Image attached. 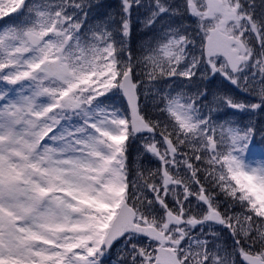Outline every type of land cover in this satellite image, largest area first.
<instances>
[{
	"label": "snow or ice",
	"instance_id": "1",
	"mask_svg": "<svg viewBox=\"0 0 264 264\" xmlns=\"http://www.w3.org/2000/svg\"><path fill=\"white\" fill-rule=\"evenodd\" d=\"M93 7L0 0V264H264V124L229 116L264 115V0ZM141 9L159 35L137 56ZM137 141L158 167L130 160Z\"/></svg>",
	"mask_w": 264,
	"mask_h": 264
},
{
	"label": "trees",
	"instance_id": "2",
	"mask_svg": "<svg viewBox=\"0 0 264 264\" xmlns=\"http://www.w3.org/2000/svg\"><path fill=\"white\" fill-rule=\"evenodd\" d=\"M91 2L93 3L94 7L89 11L88 22L90 24L99 23L102 20L106 19L107 16L109 15L114 16L119 11L120 0H91ZM256 4H257V11H259L260 0H256ZM143 13L144 10L141 9L140 13H135L133 17L134 26H133V34L131 37L130 46L133 50L134 55L137 56L141 54L142 47L147 42L153 40L156 36L159 35V26L156 31H151L144 28L141 22L144 18ZM4 19L7 20L8 18L5 17ZM169 22L170 21H165V23H169ZM183 23L185 24V26L189 27L190 29L195 28L194 20L191 18H185ZM197 44H199V40L197 41ZM193 79L195 81V78ZM182 81L183 78L180 79L166 78L165 80L160 82L159 87L162 88L164 91H171L172 89H176L178 86L182 88V90L184 91H191L195 87L194 84L188 85L186 81L183 83ZM205 84L212 93L227 92L243 100L249 99V97L245 96L243 93L237 90L234 86H232L222 77L217 76L211 81H205ZM141 103H142V107L146 111H148L153 116V118H159L162 120L164 119L163 114L159 113L156 110V102L153 101L151 97H149L147 102H145L144 98L141 97ZM116 104L120 107L124 106L121 97L116 98ZM229 116L245 124L248 123L250 119L253 120L258 126L264 124V115H261L259 113H257L255 116H249L243 113H233L231 110H229ZM137 158H139L140 163L143 165L145 169L158 167V162L156 161V159L152 157L150 154H147L143 151L140 141L133 143L130 148V160H136ZM224 239L225 242L227 243L231 242L227 233H224ZM109 255L110 257L109 256L105 257L104 264H110L111 261H115V262L117 261L116 247L112 250V252Z\"/></svg>",
	"mask_w": 264,
	"mask_h": 264
},
{
	"label": "rangeland",
	"instance_id": "3",
	"mask_svg": "<svg viewBox=\"0 0 264 264\" xmlns=\"http://www.w3.org/2000/svg\"><path fill=\"white\" fill-rule=\"evenodd\" d=\"M13 15H16V14L14 13ZM0 24H3V22L0 21ZM108 256L110 257V255H108ZM110 264H116V262L115 261H111Z\"/></svg>",
	"mask_w": 264,
	"mask_h": 264
}]
</instances>
